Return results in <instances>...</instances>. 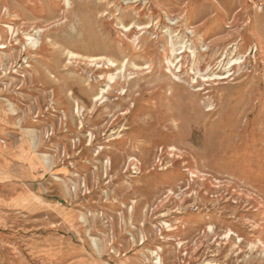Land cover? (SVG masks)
<instances>
[{"label": "rangeland", "instance_id": "obj_1", "mask_svg": "<svg viewBox=\"0 0 264 264\" xmlns=\"http://www.w3.org/2000/svg\"><path fill=\"white\" fill-rule=\"evenodd\" d=\"M3 143L0 264H264V0H0Z\"/></svg>", "mask_w": 264, "mask_h": 264}, {"label": "crops", "instance_id": "obj_2", "mask_svg": "<svg viewBox=\"0 0 264 264\" xmlns=\"http://www.w3.org/2000/svg\"><path fill=\"white\" fill-rule=\"evenodd\" d=\"M26 158L23 148L9 149V143L0 144V230H9V217L14 213L29 215L32 210L30 195L25 190H9V161H21ZM37 209H43L39 205H32ZM34 211V210H32ZM38 212V210H37ZM31 241H59L57 239L36 238Z\"/></svg>", "mask_w": 264, "mask_h": 264}, {"label": "bare ground", "instance_id": "obj_3", "mask_svg": "<svg viewBox=\"0 0 264 264\" xmlns=\"http://www.w3.org/2000/svg\"><path fill=\"white\" fill-rule=\"evenodd\" d=\"M30 44L34 45V44H35V41L32 40V39H30ZM155 262H157V258H156V261H155ZM155 262H154V263H155Z\"/></svg>", "mask_w": 264, "mask_h": 264}]
</instances>
